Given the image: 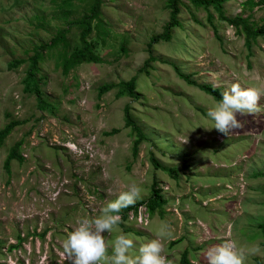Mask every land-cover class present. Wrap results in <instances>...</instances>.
I'll return each instance as SVG.
<instances>
[{
  "label": "rangeland",
  "instance_id": "374dc122",
  "mask_svg": "<svg viewBox=\"0 0 264 264\" xmlns=\"http://www.w3.org/2000/svg\"><path fill=\"white\" fill-rule=\"evenodd\" d=\"M63 1L0 0V129L11 120L22 123L0 149V264H70L62 245L79 218L98 215L133 182L142 188L139 200L148 198L154 181L168 199L165 214L150 215L144 206L130 211L122 226L105 234L109 245L123 232L133 239L136 255L140 245L160 238L172 264L185 251L192 264H207L210 248L234 240L245 264L256 258L264 262V176L257 175L264 173V95L260 111L238 114L243 126L224 136L207 116L219 100L199 89L211 85L225 91L240 83L264 93V38L253 45L248 59L243 36L220 21L213 8L222 41L207 22L208 12L183 0L182 28L174 30L169 44L153 46L159 61L147 76L139 70L149 58L151 37L169 21L167 0H103L102 24L109 30L99 50L104 63L83 64L64 76L55 57L47 55L41 65L43 91L55 110L43 112L35 95L23 91L28 62L13 70L9 62L28 60L36 46L67 26L61 19ZM72 1L69 21L81 17L92 0ZM247 1H226V16L251 15L262 25L264 0H255L252 10ZM39 19L46 28L38 27ZM69 40L72 47L78 44L76 28ZM122 43L126 54L120 51ZM164 61L176 63L196 84ZM134 76L137 100L118 98L116 89L99 97L100 86ZM128 104L149 138L136 158L125 128ZM114 128L120 132L104 135ZM22 139L26 162H13L8 176L6 156ZM152 153L163 165L177 168L179 177L157 170ZM167 232L171 235H161ZM18 235L26 240L12 248ZM255 245L261 252L250 254Z\"/></svg>",
  "mask_w": 264,
  "mask_h": 264
},
{
  "label": "trees",
  "instance_id": "16d2710c",
  "mask_svg": "<svg viewBox=\"0 0 264 264\" xmlns=\"http://www.w3.org/2000/svg\"><path fill=\"white\" fill-rule=\"evenodd\" d=\"M186 1L190 2L196 8H204L208 12L207 22L213 29V33L217 40L222 41V38L220 37L218 28L214 23L215 16L211 13L210 8H213L215 13L217 14V18L220 21L233 27L238 35L243 36L244 46L248 51V59L253 55V45L257 43L260 38H264V23L262 25H258L255 21L252 20L251 15L247 17L238 15L232 18L226 16L224 3L228 0ZM72 3V0L63 1V4L61 6V19L65 20L67 26L64 28H59L56 35L51 39L50 42L36 46L33 50V56H31L28 60L15 59L9 62V68L12 70L17 69L19 66L28 62V67L22 80L23 91L29 95H35L38 103V108L43 112L47 111L50 113H54L55 110L52 104L46 100L45 93L43 91V82L45 81V77L41 76V65L45 61V57L47 55L49 57H55L57 67L62 68V74L64 76H68L72 70L83 64L104 63V59L102 58L99 50L100 47L106 45L105 43L107 37L109 36V30L102 24L103 0H92L88 10L83 13L81 17L74 21H69L68 17L72 14ZM182 4L183 0H167V8L170 11L169 21L164 26L161 34L153 35L151 37V42L148 44L149 58L145 61L144 66L139 70L140 74L143 73L148 76L151 70L154 68L153 64L159 61L158 57H155L153 55V46L161 42L169 44L173 39L174 30L182 28L181 20L179 18L181 14ZM257 5L258 3H256L255 0H249L245 3V6H248L251 10ZM195 20L197 21V23H199L197 19ZM39 22L40 24L38 25V27L40 29L46 28L43 19H39ZM73 28H76L78 30V44L74 47L71 46L69 40V36ZM95 32H97L98 34L96 38L93 37V34ZM120 51L124 54L127 53L124 43H122ZM164 62L172 65L176 73L181 78L191 81L188 76L184 75V73L176 63L170 61ZM137 81L138 76H134L129 81L104 84L99 87L98 95L99 97H102L106 93L116 89V96L118 98L129 97L131 99L137 100ZM191 82L196 84L193 81ZM199 89L212 96L214 99H222V88H216L211 85H200ZM6 116L9 117L8 114ZM124 120L125 128L130 129L133 138L131 146L132 156L136 158L139 155L141 146L143 145V143L147 142L149 138L143 128L135 121L132 114L131 105L129 104L124 107ZM21 124L22 123L20 121L11 120L7 124H5L3 128L0 129V149L4 146L5 141L9 138L12 132ZM119 132V128H114L110 131L105 132L104 135L113 136L118 134ZM25 142V139L19 140L9 149L4 162V170L6 171L8 176H10V174L12 173L13 162H18L19 164H24L26 162V159L23 155ZM151 162L157 170L167 172L168 175H170L171 177L175 176L176 179L179 177L180 173L177 168L163 165L159 160L156 159L153 153L151 154ZM257 175L264 176V173ZM151 189L152 193L148 198L137 201L135 205L130 206L129 208H126L121 212V226L123 225V222H126L128 220L129 212L134 211L135 213H137L141 206L146 207L147 212L150 215H153L155 212L158 213L159 216H163L165 214V207L168 204V199L164 194L165 191H163V189L159 187L157 181L153 182ZM261 227L264 230V224L261 225ZM125 230L126 232H132V230L129 228H126ZM136 234L142 236V234L140 233ZM17 240L18 245L12 246V248H19L22 242H24L26 239H23L21 235H18ZM177 242L178 241L172 243L171 245L174 246ZM195 250L198 251V249ZM177 264H192L188 251H185L181 254L180 261ZM254 264H264V262H262L261 259L256 258Z\"/></svg>",
  "mask_w": 264,
  "mask_h": 264
},
{
  "label": "clouds",
  "instance_id": "9594fccd",
  "mask_svg": "<svg viewBox=\"0 0 264 264\" xmlns=\"http://www.w3.org/2000/svg\"><path fill=\"white\" fill-rule=\"evenodd\" d=\"M264 95L254 87L243 88L233 83L230 89L221 93L222 99L211 107L207 116L214 122V129L224 136L243 125L240 116L253 115L260 111L259 101ZM142 188L135 182L126 191H121L116 199L106 202L99 214L82 217L76 221V227L63 242V252L70 264H172L164 255L162 239H152L139 246L138 254L133 255L135 244L127 234L120 232L109 245L106 233H112L121 222V212L136 204L141 198ZM170 236L171 233H161ZM111 248V254H109ZM250 254H259V245L253 246ZM207 264H245V254L238 251L234 240H225L222 244L210 248L206 253Z\"/></svg>",
  "mask_w": 264,
  "mask_h": 264
},
{
  "label": "flooded vegetation",
  "instance_id": "af4514ba",
  "mask_svg": "<svg viewBox=\"0 0 264 264\" xmlns=\"http://www.w3.org/2000/svg\"><path fill=\"white\" fill-rule=\"evenodd\" d=\"M179 261H180V259H179Z\"/></svg>",
  "mask_w": 264,
  "mask_h": 264
}]
</instances>
